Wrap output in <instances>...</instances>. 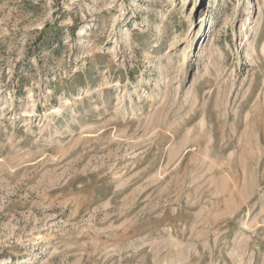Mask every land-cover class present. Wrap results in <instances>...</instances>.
Instances as JSON below:
<instances>
[{"label": "rangeland", "instance_id": "374dc122", "mask_svg": "<svg viewBox=\"0 0 264 264\" xmlns=\"http://www.w3.org/2000/svg\"><path fill=\"white\" fill-rule=\"evenodd\" d=\"M0 264H264V0H0Z\"/></svg>", "mask_w": 264, "mask_h": 264}]
</instances>
